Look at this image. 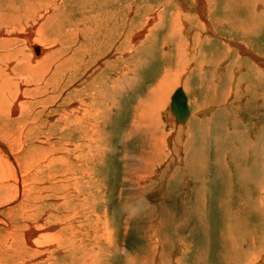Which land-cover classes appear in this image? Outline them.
I'll return each instance as SVG.
<instances>
[{
  "label": "rangeland",
  "instance_id": "rangeland-1",
  "mask_svg": "<svg viewBox=\"0 0 264 264\" xmlns=\"http://www.w3.org/2000/svg\"><path fill=\"white\" fill-rule=\"evenodd\" d=\"M10 1L12 3L11 9L7 6L9 0L7 2L0 0V6L3 8L2 10L0 7V34L2 33L0 41L2 40V43L7 42L8 39L12 43L15 38L12 33L16 31H19L21 36L25 32L28 33L32 27L29 22L31 20L33 25L36 20H41L35 32L42 30V35L47 32L50 35L56 33L58 25L62 29L59 33L58 30L60 28L57 30L58 36L53 40L52 46H50L51 43L44 45V48L49 49L48 55H46L51 56L55 53L56 59V62L53 61L51 65L53 68L50 74L45 75L47 76L46 81H51L55 78V84L52 89H48L49 91L41 89L43 83H39V78L41 77L40 79L42 80L43 77L40 73L37 74L40 71L39 69L33 70V72L29 73L32 75H28L27 72L20 71L15 66L13 67L15 64H10L12 59H9L6 63L10 64L9 67L11 68H8L10 69L9 71H5L6 77L9 75L10 79L13 78L12 80L15 83L13 82L14 84L10 85L12 88L8 87L11 88V97L8 98L9 96L6 95L7 101L4 104H0L2 105L0 125L3 126L0 131V143H4L6 139H9L10 142L13 141L10 144L14 148H12L14 156L17 152L23 151L25 147L29 149L31 145L37 148L42 146L41 148L44 147L47 150L57 149L58 152H52L44 159L47 160L45 163H42V159L36 157V163L34 164H41L40 166H42L46 165L50 160H54L55 164L58 165L55 167L59 170L64 169V171L60 172L66 174L67 180L64 181L62 176V179L59 177L56 178L57 180L54 179L48 182L46 180L39 181L34 179V174L30 176V172L24 173V195L17 203L18 205H28L31 208L29 207V211H26L27 213L20 212V215H18L11 208L13 206L10 205V207L7 204L11 197H14L13 182L0 179V187L5 185L6 190L13 188V190L8 189V192L0 190V223L2 219L3 223L9 225L6 228L0 227V264H3V262L4 264H131L130 262L134 264H180V262L183 264H236V262L237 264H243L240 258H236L233 251L230 252L227 258L225 257L226 253L221 252L219 242L215 238L213 223L217 224L218 219L221 218L218 208L222 203L221 197L226 196V190L224 189L226 185L224 183L227 182V178H223V175L226 174L227 170L232 172L229 184L230 194L228 195L227 193L226 196L229 199V202H227L229 203L228 217L230 220H234L238 215L239 209L233 195L238 190L242 194L241 191L243 192V189L246 190L248 187L253 194L255 192L257 194L258 189L257 196L264 201V189L256 188L249 178L252 174L250 168L253 165L251 159L252 149L254 146L264 147V95H262L264 94V86L261 88L256 87L257 74L256 76L254 75L256 77H254L255 80H253V77L250 78L248 76V71L244 66L249 65L247 63L248 56L241 54L242 60L238 52L231 54V56L235 54L234 60L238 56L240 60L233 64L232 74L229 75L232 78L226 76L223 79V84L222 82L220 83L219 79L221 73L217 70L215 72L214 70L212 71L214 72L213 75L210 71H203L201 76L195 79L196 72L188 67V64L192 62L187 59L192 53H196L195 47H187L192 36L190 33L188 34V32L193 30L191 27H183L181 37L187 52L186 58L182 59V61H177L174 58L178 55H183L178 51V46H167L163 42L162 33L167 31L163 30V26L158 19L154 20L156 31L153 35L156 38L153 46L141 40L138 44L141 52L137 51L134 54L127 52L130 48V43L126 42L127 36L131 39L135 33L140 31L146 21L144 16L141 24L140 21L137 22L135 17L144 13L143 11H138V8L148 6L149 2L147 0H109L110 6L107 5L101 8L100 6L98 7V4L103 0ZM187 1L190 5L191 0ZM219 1L222 5L223 0ZM231 1L244 7H250L247 13L256 21V32L252 33L248 30L245 33V38L247 42L254 44L257 48L259 47L260 51L263 52L264 21L262 25L259 18H264V0H229V2ZM79 5H85V7L79 8ZM135 5L136 8L134 7ZM98 8L100 9L98 10ZM111 8H113L117 18L110 25H106L104 20L109 16L108 12ZM162 9L166 15L175 13L165 6ZM180 10L184 15L186 10L182 8L181 4ZM190 11L189 14L192 17L197 16L193 9ZM217 16L219 18L224 17L218 13ZM240 16L241 11L238 7H235L233 18L238 19ZM188 21H192L191 18ZM194 22L196 23V21ZM82 23L88 24L84 42L75 37L86 26ZM196 24L199 28L200 25ZM239 24H242V22L239 21ZM224 28L226 29V27H222L220 30L224 31ZM3 29H5V33ZM74 29L77 31H74ZM197 29L193 32V38L199 35H201L200 38L202 37L203 32L198 34L200 31H197ZM89 36L94 38L102 36V38L98 41H93L94 38L90 39ZM220 39L222 42L204 44L202 51L208 54L207 60L210 59L213 49L215 50L214 52H219L220 60L217 61L218 65L223 63L222 69L225 67L227 69L232 60L228 56L225 57L224 49L221 45L222 43L231 44L227 40ZM40 40H43L42 36ZM76 40L77 42L74 44ZM17 41V45L21 44L20 40ZM132 41H137V38L136 40L132 39ZM2 43H0V55L4 52ZM16 43L15 41L12 43L13 47L23 50V47L16 46ZM107 43L109 45H106L107 47L103 51L105 53L102 55L94 51L91 46L93 44ZM214 45H216L215 48ZM26 48L29 49L27 46ZM76 48H82L90 55H97L98 58H92L90 61V58L86 57L80 68V58L83 53L76 56L71 54L72 50ZM115 50L118 55L125 53V56H122L123 54L119 55L117 60L119 65L115 67L117 71H112L110 66L116 62L112 59ZM13 52L14 50H11V55ZM203 52L202 56H204ZM34 55L38 58L42 53ZM165 56H171V61L169 62V58ZM103 57H106L103 60L104 62L95 66L94 62ZM261 58H264V56ZM16 59H19V57ZM68 59L71 61L70 64L72 66L70 65L67 68V65H65L63 70L59 69L61 73L57 71L58 65ZM244 60L247 61L245 64H243ZM253 60L257 61L252 58L250 66L253 65ZM46 63L45 65H48ZM77 64L78 67L76 66ZM261 65L258 63V68L262 70L260 78L263 81L264 66ZM29 66L32 69L39 67L34 62L33 64L30 63ZM186 70H190V75L194 77L187 84L184 78L185 75H181ZM54 71H56L55 76H53ZM164 73H167V75H164ZM90 74H93V78L87 82L86 80ZM101 75L100 79H103L108 87L103 86V89L108 90L109 87L111 89H109V99L113 101L110 104L114 107L110 111L108 110L109 102L106 96H103L102 100L107 102V106L103 102H96L92 105V99H89L92 96L95 97L92 94V86L96 80L98 82L97 78ZM241 76L246 80L241 78ZM164 78L165 81H163ZM175 80L178 82L177 85L174 84ZM247 80L251 85L246 84ZM202 81H204V88L200 89L198 83H202ZM163 82L164 84L162 85ZM114 83L115 87L112 86ZM209 83L213 85V92L211 87L210 90L207 89ZM219 83L222 84L221 89L225 91H229L231 87L237 90L240 85H244V88L240 90V94L232 93L228 95L220 91ZM31 84H36V86ZM156 86H159L160 89L162 88L164 93L167 92L162 101H160V105L163 106H160V108H158V105L151 106L150 104V100L153 99V93L147 97L149 91ZM188 87L189 89L187 90ZM149 88L151 89L149 90ZM178 88H182L189 99L191 111L189 121H191H188V125L185 128L174 124L171 126L169 121L171 118L169 105L172 96L169 97V94ZM159 94L161 95L162 93ZM258 95L260 96L258 97ZM156 99L154 98V100ZM73 100L80 101L81 112H78L75 106H68L71 105L70 103ZM146 101L148 104H146ZM259 101L263 104H258ZM228 102L230 103L229 106ZM138 103H140V106ZM19 105L23 107L25 114L28 113V123L33 121V125L27 126L24 124L22 126V111L20 107L18 110V113L20 111V116L18 114L19 118H16L17 116L12 117L10 111L7 113L9 117L7 118L6 111ZM101 105L105 108V115L101 112ZM199 105L208 106V109L214 105V109H209L206 114H200L197 112L200 109ZM217 105L219 106L215 109ZM28 106H31V108ZM151 107L152 109H150ZM137 108L139 110L143 108L144 110L141 109L140 112L148 114L154 119L150 120L146 119V117L142 125L143 127H149L155 122L156 124L151 133L149 131L146 132L145 128L139 132H132ZM145 108H147V111ZM89 111L91 114L90 118ZM192 111L195 115H193ZM151 112L152 114H150ZM63 116L65 117L64 120H62ZM47 118H51V120L48 121ZM10 119L20 120V125L15 126L16 124H13L15 126L14 129L10 128L9 125L11 123L9 122L12 121ZM93 126L99 128L97 135L92 133ZM6 130L12 131L4 133ZM93 136H96L95 138L98 140L91 142ZM81 139H84V142ZM156 143L160 148L161 154L158 151L159 155L154 158L155 155L149 152V145ZM16 144L19 146H16ZM22 145L25 147L21 148ZM245 145L250 146L247 149V153L242 151ZM97 147H100L101 151L104 150L105 153L101 154V156L97 154ZM217 149L218 151L215 153ZM6 150L9 151L7 145ZM9 152L8 154L12 156L13 153ZM21 153L19 155H22ZM218 153L220 156H217ZM35 156H38V153ZM81 157L87 158V165L80 160ZM99 157L100 160L98 162L100 164L97 163ZM38 159H40L41 163ZM140 160L148 161V163L145 166L135 167ZM79 162L83 164L82 168L86 167L89 174H81L80 166L78 167ZM96 163L97 165H95ZM204 163L207 164L204 165ZM34 169L38 170L37 168ZM263 169L264 163L261 159L259 161V174ZM198 171H200V178L204 174V177H207L206 181H202L200 184H198V177L195 176L198 175ZM91 173L94 174L92 176L94 185L88 184L87 186H91V188H87L81 183V180L87 179ZM37 175L41 174L37 171ZM42 176L47 177L48 173H44ZM193 176L195 179L194 184L198 187L197 190H195L192 183ZM262 178L264 179V177ZM132 179L134 181L137 179L138 181L133 182ZM57 181L59 182L57 183ZM185 181H189L188 185H186ZM81 185L83 191L79 193L78 190ZM185 186H187L188 191L184 188ZM199 186L202 188L199 189ZM252 192L251 195L247 192L248 199L253 195ZM62 196L66 197V200L58 202V199ZM202 196L206 199H203L206 205L204 209H199L196 212L198 214H196L193 209L196 206L194 204ZM67 202H70V204L60 208L61 212L55 213L56 217L50 220L43 218L45 215L43 213H47L61 203ZM7 205L9 207H6ZM52 214L54 213L51 211ZM196 217L198 218L196 219ZM260 217L258 213L251 212L247 219L251 221L250 218H252L254 220L252 225H254ZM29 222L32 223L31 225L34 224V228L29 226ZM42 222L43 224H41ZM197 222L202 223L196 226ZM180 224H182L181 229L179 228ZM252 225L250 224L249 226ZM79 226L81 229L78 228ZM27 227L41 230L42 233L52 234L53 236L61 228L72 227V230H66L67 236L64 241L47 245L50 246L51 250L49 254L47 253L49 256L40 253V256L42 254L44 256L38 258V255L37 259L33 257L36 260L30 261L29 258L32 259L31 255L36 256L34 254L35 251L32 250L34 247L29 246L32 252L28 250V256L23 255V252L20 254L15 251L14 240H12L14 237L12 233L17 232V234H20L22 242L23 233L25 234L29 229H25ZM44 228L46 232H44ZM254 230H258V228ZM19 234L17 236L18 240L20 239ZM262 235H260V238L264 237V234ZM180 240L185 242L188 250L187 248L185 250L179 249L181 248L178 246V243L181 242ZM154 244H159L157 253L152 252V246L156 248ZM22 246L24 247V245ZM72 248L77 254L75 253L74 257L70 258L68 256L72 252ZM165 252L167 253L165 254ZM153 253L156 254L154 255ZM159 253L162 254L161 257H159L161 255ZM82 255L84 256L83 258ZM247 263L264 264V252L256 261L253 260L252 262V259H250Z\"/></svg>",
  "mask_w": 264,
  "mask_h": 264
},
{
  "label": "bare ground",
  "instance_id": "bare-ground-1",
  "mask_svg": "<svg viewBox=\"0 0 264 264\" xmlns=\"http://www.w3.org/2000/svg\"><path fill=\"white\" fill-rule=\"evenodd\" d=\"M5 2H7L8 0H4ZM114 1V0H113ZM149 2V5L148 6H144V7H140L138 8V11H143L144 13L142 14H139V15H136V19H137V22L140 21V23L142 24L143 22V17L145 16L146 17V21L144 22V25L141 27L140 31L135 33V35H133V37H128L127 36V41L128 43H130V48L129 50L127 51L129 54L132 53H136L137 51L138 52H141L140 50V47H138V44L139 42L142 40H144V43H147V44H151V46H153L154 42H155V38H154V32L156 31L155 29V24H154V20L155 19H158L160 21V24L163 26V30L164 31H167V32H164L162 33L163 35V42L167 45V46H175L176 45L178 46V51L180 53H182L183 55H178L176 57H174V54H173V57L175 59H177V61H182V59H185L186 57V52H187V48L183 46V42H182V32H183V27L186 26V27H191L193 28L192 31L188 32V34L190 33L192 36H191V40L189 41L188 43V48L190 47H195L196 49V53H192L190 57H188V61L191 60L192 63L188 64V67L189 68H192L194 69V71L196 72V77L195 79L199 78L202 74L203 71H210L213 75V73L217 70L221 73L220 75V83L222 82L223 84V79L226 77V76H229L232 74V67H233V64H236L237 61H239V56L241 57V59L243 60V57L241 54H243L244 56H248V62L247 61H243V64H245V62L249 63V65H244L246 70L248 71V76L251 78L253 77V80H255V76L257 74V78H256V84H257V88H261L262 86H264V79L263 81L261 80L260 78V75H262V70L260 68H258V63L262 64L264 66V58H261L263 57V53L264 51H260L259 47H255L254 44H250L249 42H247L246 38H245V33H247V31H251L252 33L256 32V21H254V19L247 13L248 12V9L250 7L246 6L244 7L243 5L239 4V3H236V2H229V0H223V3L221 5V2L219 0H191V3L189 5L188 1L187 0H147ZM180 4L182 5V8L184 10H186L184 12V15L182 14L181 10H180ZM86 5V4H85ZM85 5H79V8L81 7H85ZM109 5L110 6V1L109 0H103L100 4H98V7L100 6L103 7V6H107ZM8 8H12V3L11 1L9 0V3H8ZM165 6L167 7L170 11L172 10L173 12L175 13H169L168 15L165 14V12L163 11L162 7ZM1 9L3 10L2 6H0ZM87 7V6H86ZM136 8V5L134 6ZM235 7H238L239 10L241 11V16L236 19V18H233V14H234V9ZM98 8V10L100 9ZM84 9V8H83ZM81 9V10H83ZM92 9V8H91ZM193 9L194 10V13L197 14V16L195 17H192L189 12H191L190 10ZM150 11L148 14L147 12ZM217 13L218 14H221L222 16H224L223 18H219V16H217ZM16 14V13H15ZM108 17H106V19L104 20V23L106 25H110L114 19L117 18V15L114 13L113 11V8H111L108 12ZM246 15V16H245ZM6 16V15H5ZM191 18V20L193 21H188V19ZM196 21V23H198L200 26L198 28L197 24L194 22ZM239 21L242 22V24H239ZM259 21L260 23L263 25V21H264V18H259ZM1 22V21H0ZM30 24L32 25L31 29L29 30L28 33H24L22 36L21 34L19 33V31H16L15 33H12L13 36H15L14 40H12V43L17 40H20L21 41V44L19 43V45H17L18 43H16V46H19V47H23V50L19 48V51L18 48L16 47H13V44L9 42L10 39H8L7 42H4L2 43L3 41L1 40L0 43H2V48L4 49V52L2 55H0V104H4L5 101H7L6 99V95H8L10 98L11 97V86L10 85H13L15 82L12 80L13 78L10 79V76L8 75V77H6V72L9 71L11 68L9 67L10 64H15L13 65V67H17L20 69V71H23V72H27L28 75H32V74H29L31 72H33V70H36V69H39L40 71L37 73V74H41V76L43 77V79L41 80L39 77V83H43V87L41 88L42 90H48V89H52L55 82V78H53V80L51 81H46V78L47 74H50L51 70H52V63L53 61L56 62V59H55V53H53V55L51 56H47L48 55V52H49V49L48 48H44V45L46 43H51L50 46H52V43H53V40L55 38H57V30L60 28V26L58 25V27L56 28V33H53L52 35H50L49 32L45 33L42 35V30H38L35 32L36 30V27L41 23V20H36V22L34 23L33 25V21H29ZM133 22V21H132ZM131 22V23H132ZM84 24V23H82ZM86 25L83 30L80 32H76L78 36L75 35V37H77L78 40H81L82 42H84L86 40V37H85V32H86V27L88 26V24H84ZM153 25V26H152ZM78 26V25H77ZM76 26V27H77ZM81 26V25H80ZM140 26V25H139ZM152 26V27H151ZM63 27V26H62ZM222 27H226V29L223 31V30H220L222 29ZM198 28V29H197ZM62 28H60L58 30V33L60 32ZM82 29V28H81ZM197 29V31H200L198 32V34L202 33V37L200 38L201 35H199L198 37L196 36L195 38H193L194 36V31ZM76 29H74L75 31ZM5 31V29H3V32ZM77 31V30H76ZM1 32V31H0ZM53 32V31H52ZM221 32V33H220ZM5 33V32H4ZM193 33V34H192ZM10 34V35H12ZM205 34V35H203ZM2 35V33L0 34V36ZM148 35V36H147ZM157 35V34H156ZM41 36L43 38V40H40L41 39ZM45 37V39H44ZM90 39L94 38L93 36H89ZM100 38H102V36H98V37H95L93 41H98ZM125 38V37H124ZM137 38V41H132L133 40H136ZM139 38V39H138ZM200 38V39H199ZM214 39V40H217V41H221L220 38L224 39V40H227L231 45L227 44V43H222L221 47H223L224 49V55L225 57L228 56L231 58V64L229 65V67L226 69V67L224 69H222L223 67V63L221 65H218V60H220L219 56H220V53L219 52H214L215 50L213 49L212 51V54L210 56V59L207 60V57H208V54L205 52H203L202 48L204 46V44H206V39ZM57 40V39H56ZM161 40V41H162ZM5 41V39H4ZM74 41V40H73ZM18 42V41H17ZM77 42V40L74 42V44ZM109 45L108 43L107 44H93L91 45L93 50L96 51L99 55H102L104 51V49ZM164 45V44H163ZM220 45V44H219ZM11 46V47H10ZM15 46V44H14ZM26 46L29 48L27 49ZM43 46V48H42ZM171 48V47H170ZM215 48V46H214ZM236 48H237V51H236ZM184 49H186V51H184ZM11 50H14V52L12 53L11 55ZM202 52H203V55L202 56ZM234 52H238L239 56L236 57V61L234 60V56H231L232 53ZM41 56H43L42 58L38 59L34 54L36 55H39L41 54ZM82 57L80 58L81 62H80V65L79 67L81 68V63L84 61V59L86 57H89L90 58V61L92 60V58H98V56H93V55H90L88 52H86V50L82 49V48H76V49H73L72 50V56H76V55H79V54H82ZM24 54H27V55H24ZM47 54V55H46ZM123 53H120L119 55H121ZM138 54V53H137ZM178 54V53H177ZM118 52L115 50L113 52V57L112 59H114L116 62H114L110 68L112 69V71H117L115 70V67L118 66L119 64L117 62L118 60ZM223 55V56H224ZM109 57V55H107ZM106 56V57H107ZM111 56V55H110ZM122 56H125V53L122 55ZM172 56V55H171ZM171 56H165L166 58H169V62L171 61ZM17 57H19V59H16ZM106 57H103L101 59H97L95 63V66L96 65H101L104 61V58ZM35 58V59H34ZM245 58V57H244ZM253 59H256L257 61H254L253 60V65L250 66V60ZM9 59H12L10 61V64H6ZM37 59V60H36ZM111 59V60H112ZM223 59V58H222ZM110 60V59H109ZM36 63L38 64L39 67H36L35 69H32L29 64L32 63L33 64ZM45 62L48 63V65H45ZM164 62V61H163ZM263 62V63H261ZM46 63V64H47ZM71 61L68 59L66 60L65 62H63L62 64H59L58 65V69L57 71L60 70H63V67L65 65H67V68L70 67V64ZM104 65V64H103ZM261 65V66H262ZM54 66V65H53ZM72 66V65H71ZM78 67V64L76 65ZM217 66H219L217 68ZM237 66V65H236ZM7 67V68H6ZM12 67V68H13ZM10 68V69H8ZM45 68V69H44ZM49 68V69H48ZM102 68V67H101ZM44 69V70H43ZM49 73H48V70ZM100 69V68H99ZM186 69V68H185ZM222 69V70H221ZM259 69V70H258ZM15 70V69H14ZM47 70V71H45ZM95 70H98V69H95ZM177 70V69H176ZM214 70V72H212ZM221 70V71H220ZM6 71V72H5ZM264 71V70H263ZM13 72V71H12ZM17 72V71H16ZM15 72V73H16ZM61 73V71H59ZM89 72V71H88ZM177 72V71H176ZM208 72V73H210ZM18 73V72H17ZM91 73V71H90ZM98 73V72H97ZM116 73V72H115ZM190 70L189 71H184L182 74L185 75V80H186V84L190 82V80H193L194 77H192L190 75ZM243 73V72H242ZM23 74V73H21ZM25 74V73H24ZM23 74V75H24ZM56 74V71H54V74L53 76H55ZM167 75V73H164V75ZM179 74V73H178ZM241 74V73H239ZM13 75H14V72H13ZM20 75V73H19ZM119 75V74H118ZM171 75V74H170ZM211 75V76H212ZM243 75V74H242ZM255 75V76H254ZM15 76V75H14ZM21 76V75H20ZM89 76V75H88ZM121 76V75H120ZM244 76V75H243ZM16 77V76H15ZM25 77V76H24ZM45 77V78H44ZM102 77V75L97 78L98 79V82L96 80V82L93 84L92 86V94L95 95V97L92 96V98L90 97L89 99L91 100V104H95L96 102H103L102 100V97L103 96H106L107 98V101L109 102V105H108V110H112L111 108L114 107L110 104V102H113L112 100H110V87L108 90H104L103 89V86H106L107 87V84L106 82L103 80V79H100ZM165 77V76H164ZM230 78H232V76H229ZM237 77V76H236ZM235 77V78H236ZM255 77V78H254ZM91 78H93V74H90V76L87 78V82L91 81ZM122 78V77H121ZM179 78H180V75H179ZM183 78V79H184ZM240 78V77H238ZM241 78H244L241 76ZM22 79V78H20ZM45 79V81H44ZM162 79V78H161ZM167 79V78H166ZM175 79V78H174ZM245 79V78H244ZM95 80V79H94ZM229 80V79H228ZM236 80V79H235ZM246 80V79H245ZM12 81V83H11ZM24 81V80H23ZM165 81V78L164 80ZM14 82V83H13ZM38 82V81H37ZM180 82V81H179ZM201 82V81H199ZM203 82L202 83H198V87L200 89H203L204 86H203ZM38 83V85H39ZM160 83H161V80H160ZM159 83V84H160ZM166 83V82H165ZM177 80H175L174 84L177 85ZM219 83V89L221 92H225L227 93L228 95L229 94H232V93H235L236 95L237 94H240V90L244 88V85H240L239 88H237V90H234L233 87L230 88L229 91H225V90H222L221 89V86L222 84ZM234 83V82H233ZM232 83V84H233ZM22 84V83H21ZM25 84V83H24ZM88 84V83H87ZM164 84V82L162 83V85ZM212 84V83H211ZM246 84L248 85H251V83L247 80ZM32 86H36V84H31ZM85 85V84H84ZM83 85V86H84ZM114 84H112V86H114ZM11 87V88H8V87ZM111 86V87H112ZM168 86V84H167ZM14 87V86H13ZM80 87V86H79ZM85 87V86H84ZM115 87V86H114ZM210 87H211V91L213 90V85H210V83L208 84L207 86V89L210 90ZM108 88V87H107ZM154 88V87H152ZM76 89V88H75ZM151 88H149L150 90ZM182 89V88H181ZM189 89V87L187 88V90ZM206 89V91H207ZM215 89V88H214ZM218 89V88H217ZM216 89V90H217ZM82 90V89H80ZM165 90V89H164ZM177 90V89H176ZM174 90V91H176ZM183 90V89H182ZM49 91V90H48ZM79 91V90H78ZM172 91L170 94H169V97L172 95L173 96V92ZM184 92V91H183ZM213 92V91H212ZM259 92V91H258ZM116 93V92H115ZM153 93V99L150 100V104L151 106H156L158 105V108H160V101H162V98H164L165 94L167 92L164 93V91L162 90V88L160 89L159 86H156L154 89L150 90L147 97H149L151 94ZM159 93H162L161 95ZM260 93V92H259ZM262 93V92H261ZM264 93V92H263ZM18 94V93H17ZM185 94V93H184ZM159 95V96H158ZM264 95V94H262ZM158 96V97H157ZM172 96H171V99H170V105H171V102H172ZM186 96V94H185ZM260 95H258L259 97ZM207 97V96H205ZM238 97V96H237ZM18 98V97H16ZM22 98V97H21ZM154 98H157L156 100H154ZM226 98V96H225ZM139 99V98H138ZM168 99V98H167ZM186 99H187V105H188V108H189V112H190V115H191V111H190V106H189V99L188 97L186 96ZM208 99V98H207ZM76 101V103H74ZM142 101V99H141ZM147 102V101H146ZM227 102V100H226ZM225 102V103H226ZM106 106H107V102H103ZM71 105H68V106H75L78 110V112H81V103L80 101L78 100H73L71 101L70 103ZM148 104V102L146 103ZM194 104V103H193ZM228 106L230 105V103L228 102L227 103ZM258 104L262 105L263 103L261 101L258 102ZM22 105V104H21ZM138 105L140 106V103H138ZM144 105V104H142ZM170 105H169V111H170ZM202 105V104H201ZM199 105V110L197 111L198 113L202 114V113H205L208 111L209 112V109H214V105L212 106V108H209L208 109V106L205 107V106H201ZM264 105V104H263ZM145 106V105H144ZM150 106V105H149ZM219 105H217V107L215 109L218 108ZM220 106H223V105H220ZM19 107L22 111V126L24 124H26L27 126H31L33 125V121L32 122H29L28 123V120H27V117H28V113L25 114L23 112V107L22 106H15V107H12L11 110H7L6 111V115L7 113H9L10 111V114L11 116H17L16 118H19L18 117V114L20 116V111L18 113V110H19ZM31 108V106H28ZM147 107V106H146ZM163 107V106H162ZM149 108V107H147ZM147 108L146 111H147ZM157 108V107H156ZM157 108V109H158ZM203 108V109H201ZM142 110H144L143 108H141ZM140 109V110H141ZM152 109V107L150 108ZM2 105H0V114L2 113ZM140 110L137 108L136 109V112H135V119H134V122H133V127H132V132H139L141 130H143L144 128L146 129V132H152L153 129H154V126H155V122L150 125L149 127H143V122L146 120V119H150V120H154L152 117H150V115L148 114H144V113H141ZM154 110V109H153ZM156 110V109H155ZM245 110V109H244ZM91 111V110H90ZM90 111H89V118L91 117V114H90ZM261 111V110H260ZM263 111V110H262ZM101 112L103 115H105V108L101 105ZM143 112V111H142ZM150 112V111H149ZM158 112V110H157ZM154 113V112H153ZM16 114V115H15ZM152 114V112L150 113ZM170 115H171V118L169 119L170 123H171V126L172 124H174L175 126H181L183 128H185L186 125H188V121L190 119V116L188 118V120L184 123V124H176L175 122V118L174 116L172 115L171 111H170ZM193 115H195V113L193 112ZM147 117V118H146ZM173 117V118H172ZM7 118L8 115H7ZM15 118V117H14ZM146 118V119H144ZM65 117L63 116L62 117V120H64ZM168 119V118H167ZM192 119V118H191ZM12 120V119H10ZM48 121L51 120V118H47ZM5 121V120H4ZM191 121V120H190ZM189 121V122H190ZM57 122V121H56ZM6 123V122H5ZM11 123L9 125L10 128L14 129L15 126H18L20 125V120H12ZM7 124V123H6ZM13 124L15 126H13ZM25 125V126H26ZM132 125V124H131ZM62 126V125H61ZM65 127V125H63ZM24 128V127H22ZM182 128V130H183ZM3 129V126L0 125V131ZM9 129V128H8ZM12 131V130H11ZM10 130H6V132L4 133H9L11 132ZM14 131V130H13ZM27 131V130H25ZM99 131V128L97 126H93V129H92V133H94L95 135H97V132ZM184 131V130H183ZM6 135V134H5ZM15 135V134H14ZM17 135V134H16ZM25 135V134H24ZM23 135V136H24ZM173 136V135H172ZM96 136H93L92 138V141L91 142H95L97 141L98 139L95 138ZM12 138V136H11ZM1 140V138H0ZM17 140V139H16ZM20 140V139H19ZM83 142H84V139H81ZM4 141V140H3ZM13 142V141H12ZM9 141V139L4 142V143H0V179H5L7 181H12L13 183V186L14 187V197L10 199V201L7 203L9 206H13L11 207L13 209L14 212H17L18 215H20V212H26V211H29V207L28 205H18L17 201L20 200V198L24 195L23 191H24V188H23V179L24 178V173H29L30 172V176L34 174V179L36 180H46L47 182L48 181H52V180H57L56 178H59L61 177L62 179V176L64 177V181L67 180V177H66V174H64L63 172H60V171H64V169H61L59 170L57 167L55 166H58L57 164H55V161L54 160H50L49 162H47L46 165H42L40 166L41 164H34L36 163L35 160H36V157L37 158H40L42 159V163H45L47 160H44L48 157L49 154H51L52 152H58V150H52V149H45L44 147L43 148H37L33 145L30 146L29 149H26V147L24 145H22L21 148L25 147L23 149V151H19L16 153V155L14 156V152H13V147L10 143H12ZM6 145L8 146V149L11 153H13V155H9L8 152L6 150ZM247 145V144H246ZM244 146V148H242V151H245L247 153V149L250 148V146ZM15 146V145H14ZM16 146H19L16 144ZM21 146V145H20ZM260 146V145H259ZM13 148V149H12ZM58 148V147H56ZM18 149V148H17ZM21 150V149H20ZM16 151V150H14ZM160 151V148L159 146L156 144H152V145H149V152H151L154 156V158H156L157 155H159V152ZM218 151V149L215 151V153ZM9 152V153H10ZM234 152V151H233ZM22 154V155H19V154ZM38 153V156H35L36 154ZM105 153L104 150L101 151L100 147H97V154H99L101 156V154ZM244 153V152H243ZM160 154H161V151H160ZM217 155V154H216ZM246 155V154H245ZM217 156H220L219 153ZM161 158V157H160ZM208 158V157H207ZM40 159H38L40 161ZM226 159V158H224ZM251 159H252V167L250 168V171H251V175H250V179L251 181L254 183V186L256 188H260L261 189H264V179L262 177H264V169L262 170V172L259 174V161H263L264 163V147L262 148H259L258 146L255 147L252 149V155H251ZM81 161L85 162V164L87 165V158L86 157H81L80 158ZM100 160V157L97 159V163L100 164L98 161ZM40 161V163H41ZM226 161V160H225ZM97 163L95 165H97ZM148 163V161H145V160H140L138 163H136L135 167H138V166H145L146 164ZM200 163V161H199ZM203 163V162H201ZM226 163V162H225ZM207 164V163H206ZM204 163V165H206ZM203 165V164H202ZM203 165V166H204ZM80 166V167H79ZM83 164L82 163H78V167L80 169V172L81 174H89V171L87 172V169L86 167L84 166L82 168ZM233 166V165H232ZM132 167V166H131ZM206 167V166H205ZM34 168H37L38 170V173L41 174V175H37V171L34 169ZM67 168V167H66ZM65 168V169H66ZM209 168V167H208ZM144 169V168H143ZM203 169L205 170V168L203 167ZM207 169V168H206ZM195 170V168H194ZM200 170V169H199ZM236 170H238L236 168ZM136 172V171H135ZM231 170H227L226 171V174L223 175V178L226 177V181L224 184L226 185V188H224L226 190V196H227V193L228 195L230 194V181H231V177H232V172L230 174ZM44 173H48V176H42ZM132 173V172H131ZM200 174V171H198V175ZM250 174V173H249ZM94 174L91 173L87 179H82L81 180V183L84 184L85 187L87 188H91L88 187L87 185L88 184H93L94 185V181L92 180V176ZM131 175V174H130ZM187 175V174H186ZM195 175L196 177H198V184H200L202 181H206L207 177L204 175L202 176L201 175V178H200V175ZM261 177V183H260V180L259 178ZM60 179V180H61ZM253 179V180H252ZM59 180V181H60ZM190 180V179H189ZM7 181H6V185H7ZM57 181V183L59 182ZM133 182H136L138 181L137 179L134 181V179H132ZM36 182V181H35ZM46 182V183H47ZM186 182V181H185ZM195 182V179H194V176H193V179H192V183L195 187V190H197V185L194 184ZM38 183V182H37ZM53 183V182H51ZM56 183V184H57ZM189 181L186 182V185H188ZM11 184V183H9ZM11 184V185H12ZM191 184V183H190ZM189 184V186H190ZM223 184V185H224ZM39 185V184H38ZM10 186V185H9ZM51 186V185H50ZM188 186V188H190ZM187 190V186L184 187ZM202 187L199 186V189H201ZM10 189V188H8ZM7 189V190H8ZM0 190L4 191V192H8L5 188V185L1 186L0 187ZM10 190H13L10 189ZM27 191V190H26ZM53 191V190H52ZM79 193H81L83 191V188H82V185L80 186L79 188ZM44 192V191H43ZM77 192V191H75ZM201 192V191H200ZM247 192H249V194L251 195V192L252 190H250L248 187L246 188V190L243 189V192L241 191L242 194L239 193V190L237 193L233 194L234 195V198L236 200V203H237V206H238V215L235 217L234 220H230L229 217H228V210H229V199H227L226 196L224 197H221V200H222V203L221 205H219L220 207L218 208L219 210V216L221 218L218 219V223L217 224H214L213 223V229H214V232H215V238L216 240H218L219 242V246H220V249H221V252L225 254V257L227 258V256L230 254V252L233 251V253L235 254L236 258H240V260L242 261L243 264H246L250 259H252V262L253 260H257L260 258V256L262 255V253L264 252V237L260 238V235L264 234V208L262 209V206L264 207V201L261 200L259 198V196H257L258 194V189H257V194H252L255 195V196H251V198H247ZM29 193V192H28ZM78 193V194H79ZM172 193V192H171ZM1 194V192H0ZM6 195V194H5ZM67 195V194H66ZM9 196V194H8ZM7 196V197H8ZM164 196V195H163ZM171 199V198H170ZM206 200L203 196L201 198H199L198 202L195 203L194 205V211L195 213L199 210V209H204L206 203L204 202V200ZM22 200V199H21ZM59 201L58 202H64L66 200V197L62 196L58 199ZM228 201V202H227ZM209 203V202H207ZM70 202H67V203H61L60 205H58L55 209H52L50 211H48L47 213H43L44 217L46 220H50L55 216V213H59L61 212L60 208H63V207H66L67 205H69ZM6 206V207H9V206ZM18 205V206H17ZM4 206V205H3ZM2 206V207H3ZM17 206V208H15ZM208 207V206H207ZM31 208V207H30ZM33 209V208H32ZM31 209V210H32ZM51 209V208H50ZM22 210V211H21ZM46 210V209H45ZM51 211L54 213L51 215ZM193 211V212H194ZM251 212H254V213H258L261 217L259 219H257V223L252 225V222L254 221L252 218L251 221L249 219H247L248 215L251 213ZM27 213V212H26ZM25 213V214H26ZM200 213V212H199ZM198 214V213H196ZM202 214V213H201ZM30 216V215H29ZM200 216V215H199ZM1 218V216H0ZM27 218V217H26ZM198 217H196L197 219ZM202 218V217H201ZM30 219V218H29ZM34 219V218H33ZM40 219V218H38ZM199 220V219H198ZM47 222V221H46ZM195 222V221H194ZM8 223V222H7ZM27 223V222H26ZM202 222H197L196 226L200 225ZM29 226H33L34 228V224L31 225L32 223H28ZM43 224V222L41 223ZM252 225V226H249V225ZM8 225V224H7ZM7 225L5 223H3V220L1 219V223H0V227L2 228H6ZM27 225V224H26ZM159 225V224H158ZM9 226V225H8ZM184 226V225H183ZM26 227V226H25ZM182 227V224L179 225V228ZM29 227L25 228V229H28ZM79 229H81V227L79 226L78 227ZM258 228V230H254ZM181 229V228H180ZM23 230V229H22ZM66 230H72V227H65V228H61L60 230H58L57 233H55V235L53 236L52 234H48V233H42V231L40 230H34L32 228H29L28 231H27L25 234L23 233L24 237L22 238V242H21V238H20V234H19V240L17 239L18 237V234L17 232L15 233H12L13 236H10V237H13L12 240L13 241V244H14V248L16 249L15 251L17 253H20L23 252V255H29L28 253V250L30 251V247L29 246H33L34 248H32V250L35 251V255L36 256H33L31 255L32 259H30V261H33V260H36L38 255L39 257L38 258H41V256H46L49 254V251L50 250V246H47L51 243H55V242H59V241H64V239L66 238L67 236V231ZM182 231V230H181ZM29 232V233H28ZM39 232V233H38ZM44 232L45 231V228H44ZM262 233V234H261ZM69 234V233H68ZM75 236V235H73ZM72 236V237H73ZM218 236V238H217ZM263 236V235H262ZM8 237V236H7ZM8 237V238H10ZM36 238V239H35ZM70 239V238H69ZM82 239V238H81ZM255 239H256V242H255ZM58 240V241H57ZM181 241V242H180ZM178 243V246H180L181 248L179 249H183L185 250L187 247H186V244L184 241L180 240ZM24 242V244H23ZM75 243V242H74ZM12 244V246H13ZM24 245V247L22 246ZM151 245V244H150ZM153 245V244H152ZM156 245V244H154ZM159 245V244H158ZM158 245H156V248L154 246H152V252H156L157 253V249H158ZM69 246V245H68ZM162 246V245H161ZM29 247V248H28ZM154 247V248H153ZM12 247V249H14ZM28 248V249H27ZM42 248V249H41ZM70 248V247H69ZM73 248H74V245H73ZM72 248V252L69 254L68 257H74V254L77 252ZM151 248V247H150ZM40 251H39V250ZM71 250V249H70ZM188 250V248H187ZM14 252V250H13ZM32 252V251H30ZM185 252V251H184ZM189 252V251H188ZM40 253H43L41 256H40ZM48 253V254H47ZM155 253V254H156ZM163 253V251H162ZM167 252H165L166 254ZM221 253V254H222ZM12 254V253H11ZM146 254V253H145ZM154 254V253H153ZM154 254V255H155ZM161 254V253H159ZM242 254V255H241ZM216 255V254H215ZM239 255H241L239 257ZM9 256V254H8ZM12 256V255H11ZM49 256V255H48ZM47 256V257H48ZM157 256V255H156ZM161 255H159V257H161ZM33 257H36V259H33ZM84 256L82 255V258ZM20 258V257H19ZM165 258V257H164ZM163 258V259H164ZM170 258V257H169ZM177 258V257H176ZM195 258V257H194ZM5 259V258H4ZM16 259V258H15ZM24 259V258H23ZM22 259V260H23ZM161 259V260H163ZM48 260V259H47ZM68 260V259H67ZM148 260V259H146ZM172 260V259H171ZM171 260H170V263H171ZM236 260V259H235ZM13 261H14V257H13ZM149 261H150V258H149ZM176 261V260H175ZM1 262V261H0ZM3 262V261H2ZM51 262V261H50ZM144 262H146L144 260ZM11 263V262H10ZM15 263V262H13ZM47 263V262H46ZM131 264H134L132 262H130ZM177 263V262H175ZM258 263V262H257ZM4 264V262H3ZM6 264V263H5ZM48 264V263H47ZM52 264V263H50ZM141 264V263H139ZM146 264V263H144ZM178 264V263H177ZM180 264H183L180 262ZM237 264V262H236ZM248 264V263H247ZM255 264V263H254Z\"/></svg>",
  "mask_w": 264,
  "mask_h": 264
},
{
  "label": "water",
  "instance_id": "water-1",
  "mask_svg": "<svg viewBox=\"0 0 264 264\" xmlns=\"http://www.w3.org/2000/svg\"><path fill=\"white\" fill-rule=\"evenodd\" d=\"M170 111L176 124H184L190 116L187 99L181 88H178L172 96Z\"/></svg>",
  "mask_w": 264,
  "mask_h": 264
},
{
  "label": "crops",
  "instance_id": "crops-1",
  "mask_svg": "<svg viewBox=\"0 0 264 264\" xmlns=\"http://www.w3.org/2000/svg\"><path fill=\"white\" fill-rule=\"evenodd\" d=\"M214 42H217V40H214V39H212V38H210V39H206V42L205 43H214ZM214 46H216V45H214ZM192 110V109H191ZM193 112V111H192Z\"/></svg>",
  "mask_w": 264,
  "mask_h": 264
}]
</instances>
